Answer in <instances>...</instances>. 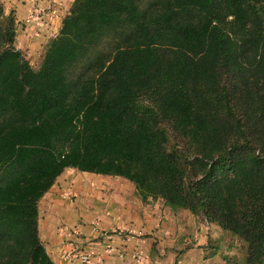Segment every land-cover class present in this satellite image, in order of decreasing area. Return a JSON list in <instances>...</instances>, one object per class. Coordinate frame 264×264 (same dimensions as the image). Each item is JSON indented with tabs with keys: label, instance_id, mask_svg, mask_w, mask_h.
<instances>
[{
	"label": "trees",
	"instance_id": "16d2710c",
	"mask_svg": "<svg viewBox=\"0 0 264 264\" xmlns=\"http://www.w3.org/2000/svg\"><path fill=\"white\" fill-rule=\"evenodd\" d=\"M0 2V264H58L39 201L68 167L133 182L264 264V0H74L38 68Z\"/></svg>",
	"mask_w": 264,
	"mask_h": 264
},
{
	"label": "crops",
	"instance_id": "0c3cea01",
	"mask_svg": "<svg viewBox=\"0 0 264 264\" xmlns=\"http://www.w3.org/2000/svg\"><path fill=\"white\" fill-rule=\"evenodd\" d=\"M126 180L121 176L80 172L73 167L58 176L39 201L40 237L56 263L216 264L219 255L202 256L204 251L199 244L182 251L169 248L167 243L173 241L168 239L171 216L182 214L185 209L170 210L163 203L159 207L151 197L143 200L134 191L131 194L129 187H120ZM90 183L96 186L93 188ZM69 188L74 189L76 204L63 197ZM43 204L48 208L46 219L41 215ZM196 227L194 224L193 228ZM82 254H89L87 263L82 261Z\"/></svg>",
	"mask_w": 264,
	"mask_h": 264
},
{
	"label": "rangeland",
	"instance_id": "374dc122",
	"mask_svg": "<svg viewBox=\"0 0 264 264\" xmlns=\"http://www.w3.org/2000/svg\"><path fill=\"white\" fill-rule=\"evenodd\" d=\"M73 1L74 0H0L7 14H10L11 11L14 12V17L17 22V47L23 50L33 67H39L49 42L58 34L62 20L69 12ZM99 176L104 177L106 175L99 174ZM83 179H85V177H83ZM90 184L91 187L96 186L92 185V183ZM120 187H129L128 189L131 190V194L132 191H134L136 195L142 198L137 193L135 184L129 180L121 182ZM92 191L93 190L90 189L91 197H93ZM73 193L74 189L71 190V188H69V190L64 191L63 197L66 198L68 202L71 201L76 204L77 197L72 195ZM157 200L158 199L152 198L153 204L157 203L159 207H162L163 201L161 200L158 203L156 202ZM43 202L46 203L45 200ZM167 207L173 210L170 206ZM47 210V204H43L41 215L44 219H46ZM181 211L183 212L182 214L177 213L171 216L169 222L168 239L173 240L167 243L169 248H176L177 251H182L186 247L199 244L198 247L202 253L204 251V255L202 256H207L211 253H217L219 255L216 264H246L247 244L240 237L217 227V225L215 226L207 222L200 215L190 213L189 210ZM167 215L170 216L171 214ZM178 220L180 222H178ZM174 221L180 225H176ZM194 224L197 225L196 229L193 228ZM140 234H142V232H140ZM185 240H188V243H185Z\"/></svg>",
	"mask_w": 264,
	"mask_h": 264
},
{
	"label": "built area",
	"instance_id": "2783aa9c",
	"mask_svg": "<svg viewBox=\"0 0 264 264\" xmlns=\"http://www.w3.org/2000/svg\"><path fill=\"white\" fill-rule=\"evenodd\" d=\"M82 259H83V262H88L89 260V254H82Z\"/></svg>",
	"mask_w": 264,
	"mask_h": 264
}]
</instances>
